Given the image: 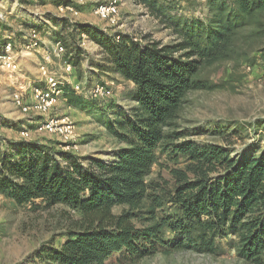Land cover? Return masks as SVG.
Listing matches in <instances>:
<instances>
[{"label": "trees", "instance_id": "trees-1", "mask_svg": "<svg viewBox=\"0 0 264 264\" xmlns=\"http://www.w3.org/2000/svg\"><path fill=\"white\" fill-rule=\"evenodd\" d=\"M134 1L178 41L143 44L130 35H107L96 25H71L64 19L76 42L69 50L67 39L59 41L65 60L79 68L83 52L77 39L85 34L104 55L98 69L114 71L135 85L138 107L133 115L120 114L107 123L109 132L127 147L117 151L110 164L92 159L85 167L82 159L50 145L10 141L17 150L0 148V193L19 206L40 200L48 208L64 205L79 214L77 228L68 231L61 248L42 250L50 264H106L123 251L152 257L159 247L216 253V241L230 235L242 259L264 264V150L233 156L218 145L175 144L183 134L168 131L177 126L190 92L212 88L202 77L205 71L220 63L247 61L255 49L264 61V47L258 44L264 40V0H208L207 22L172 16L175 0ZM248 28L252 30L246 36ZM245 36L259 46L239 47ZM64 98L76 108H93L69 86ZM48 119L39 116L37 125ZM158 148L171 151L175 164L186 159V168L170 169L175 184L171 190L146 181L158 163ZM160 189L164 195L158 194ZM167 195L173 212L159 219L156 212L166 205ZM147 204L157 222L138 228L134 221ZM117 206L127 210L117 216ZM168 232L179 240L166 241Z\"/></svg>", "mask_w": 264, "mask_h": 264}, {"label": "rangeland", "instance_id": "rangeland-1", "mask_svg": "<svg viewBox=\"0 0 264 264\" xmlns=\"http://www.w3.org/2000/svg\"><path fill=\"white\" fill-rule=\"evenodd\" d=\"M175 1L177 5L171 13L172 16L188 21H208V0ZM121 2L120 14L115 23L111 24L95 14L97 3L82 0H0V13L5 18L0 24V41L4 42L9 37L14 39L16 51L21 57L18 74L0 75L2 150L7 153L16 152L15 144L10 141H38L50 145L54 151L75 155L87 167L92 159L110 164L115 161L117 151L127 147L125 142L109 132L107 123L115 121L120 114L127 117L133 115L138 107L134 100L135 85L114 71L104 73L98 69L99 65L104 64V55L101 48L88 37L80 36L82 39H77L83 55L80 67L72 66L75 70L74 76L81 82L85 93L97 85H102L109 87L112 97L92 100L81 95L92 103V110L71 106L65 98L57 103L44 118L62 120L66 117L75 128L72 139L63 142L55 134L37 133L39 116H27L13 104V97L20 90L25 94L26 103L31 104L32 86L38 84L40 65L44 64V60L34 53L35 49L26 51L34 33L42 41L47 39L49 47L63 39H67L69 50L74 46L76 40L70 37L72 28L66 27L63 19L71 25H96L107 35H130L143 44L147 40L160 42L162 45H172L178 41L172 30L150 15L146 7L138 5L134 0ZM251 30L246 29L245 35H249ZM246 36L237 42L238 46L242 49L256 46L257 43ZM258 44L264 47V40ZM58 59L62 62L57 61ZM51 61L56 62L53 63V71H59L58 76L66 77L65 58L55 57L54 54ZM202 77L212 88L187 95L177 126L168 130L183 134L182 139L175 144L192 141L198 145H218L228 149L233 156L263 151L264 61L261 54L255 49L247 61L216 64L205 71ZM22 133H28V137H24ZM155 151L158 163L152 166V174L146 181L171 190L175 184L170 169L186 168V159L183 158L175 164L171 160V151H162L161 148ZM61 163L66 165L65 161L61 160ZM167 183L169 184L166 185ZM159 191L158 194L164 195L163 189ZM168 198V195L165 196L166 205L156 212L159 219L173 212ZM148 208L149 204L134 221L138 228H149L157 222L152 220L147 212ZM124 210L127 207L117 206L114 214L118 216ZM79 219V214L68 206L56 205L48 208L40 200L34 204L19 206L7 195L0 193V264H50L42 257V250L61 248L67 240L66 234L77 228ZM165 237L166 241L179 240L169 232L165 233ZM215 246L216 253H200L193 248L176 250L159 247V253L152 257L132 256L123 251L106 264H251L239 256L235 247L236 238L233 236L219 238Z\"/></svg>", "mask_w": 264, "mask_h": 264}, {"label": "built area", "instance_id": "built-area-1", "mask_svg": "<svg viewBox=\"0 0 264 264\" xmlns=\"http://www.w3.org/2000/svg\"><path fill=\"white\" fill-rule=\"evenodd\" d=\"M83 2L97 3L95 14L102 20L108 23H115L116 18L119 16L122 2L121 0H82ZM71 7V6H70ZM70 9V8H69ZM72 10V9H70ZM5 20L3 14L0 13V24ZM86 38L85 34L81 35ZM32 40L26 46V51L37 49L40 47V38L34 33L31 36ZM55 54L63 58L65 56V47L61 42L55 46ZM20 70L19 54L16 51V44L14 39L7 38L6 41H0V75L1 74H18ZM251 70V68H250ZM41 76L44 81V86L33 87L32 89V102L28 105L25 101V94L21 90L13 97V104L27 116L36 114L38 116L47 117L48 114L57 106V103L64 99L65 88L71 87L72 91L77 95H86L92 100L112 97V92L107 86L97 85L85 93L84 87L79 83H73L71 74L73 73L72 65L64 61V71L66 77H60L49 70L47 66L40 67ZM74 125L67 121L66 117L62 120L50 118L46 121L39 123L36 127L37 133H50L65 140H70L74 134ZM24 137H28V133H22Z\"/></svg>", "mask_w": 264, "mask_h": 264}, {"label": "crops", "instance_id": "crops-1", "mask_svg": "<svg viewBox=\"0 0 264 264\" xmlns=\"http://www.w3.org/2000/svg\"><path fill=\"white\" fill-rule=\"evenodd\" d=\"M38 29H39V27H37ZM36 28V29H37ZM55 39V38H54ZM58 40V39H57ZM56 40V41H57ZM55 46H56V44H54V45H51L50 47L49 46H47V39L45 40V41H42V39H40V47L39 48H37V49H35V52L34 53H37V55H39L43 60H44V64H41L40 65V67L41 66H47L48 68H49V70L50 71H52L54 74H57V75H59L58 73H59V71H53V69H54V66H53V63L55 64L56 62H52L51 61V59H52V57L54 56V51H55ZM52 47V48H51ZM53 49V50H52ZM55 57H58L59 58V56H57V54H55ZM20 56H19V65H20V67H21V60H20ZM57 61H59V62H62V60L60 59H58ZM52 63V64H51ZM74 70V69H73ZM39 71H40V69H39ZM74 73H75V70L73 71V73L71 74V80H72V82L73 83H81V82H79L78 80H77V78H76V76H74ZM37 86H39V87H41V86H44V81H43V79H42V76H41V71H40V77H39V79H38V84H35L34 86H32V88L33 87H37Z\"/></svg>", "mask_w": 264, "mask_h": 264}]
</instances>
